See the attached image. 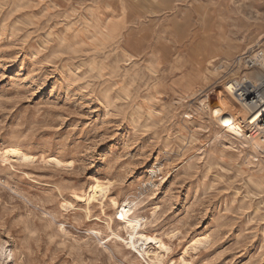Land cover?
<instances>
[{
	"label": "rangeland",
	"instance_id": "374dc122",
	"mask_svg": "<svg viewBox=\"0 0 264 264\" xmlns=\"http://www.w3.org/2000/svg\"><path fill=\"white\" fill-rule=\"evenodd\" d=\"M263 40L264 0H0V264H153L126 197L163 264H264V153L202 108Z\"/></svg>",
	"mask_w": 264,
	"mask_h": 264
},
{
	"label": "bare ground",
	"instance_id": "6f19581e",
	"mask_svg": "<svg viewBox=\"0 0 264 264\" xmlns=\"http://www.w3.org/2000/svg\"><path fill=\"white\" fill-rule=\"evenodd\" d=\"M264 41V40H263ZM264 42L258 41L251 46L247 51L237 58L234 66L243 67V71L238 73V76H232L223 85L225 93L234 99V105L237 110H229L227 107L230 103L217 104L211 106L208 102L202 103V108L205 114L208 115L220 133L224 135V139L232 147L241 149L239 144L244 145L258 156L257 151L264 153ZM263 69L262 74L258 79H249L247 76L250 68ZM220 94V93H219ZM222 95V94H221ZM220 96V95H219ZM226 98V97H225ZM229 99V98H228ZM221 100V99H220ZM204 101V100H203ZM233 102V101H232ZM230 121V123H229ZM208 127V125H207ZM8 157L9 152L3 154ZM261 158L264 156L259 155ZM158 165L160 164L157 161ZM157 169V168H156ZM156 172L153 168L149 169L151 176ZM146 185V184H145ZM130 197H126L118 208V215L123 219V230L127 237H122L120 234L113 233L128 245L135 246L143 256L147 255L153 264H161L164 261L166 254L168 255L171 247L159 238L157 234L149 235L145 232L146 221L140 218H134L132 208L135 205L129 202ZM71 204L68 201L62 203L63 207H69ZM132 212V213H131ZM154 217V213L151 212ZM145 223V224H144ZM144 226V227H143ZM143 227V228H142ZM144 229V230H143ZM208 242L207 235L195 236L188 246L185 248L179 261L172 260L170 264L185 263V256L191 249H196L200 245ZM151 245H154L157 251H151ZM202 249V248H201ZM163 264V263H162Z\"/></svg>",
	"mask_w": 264,
	"mask_h": 264
},
{
	"label": "snow or ice",
	"instance_id": "6c2138e0",
	"mask_svg": "<svg viewBox=\"0 0 264 264\" xmlns=\"http://www.w3.org/2000/svg\"><path fill=\"white\" fill-rule=\"evenodd\" d=\"M229 123H230V121H229Z\"/></svg>",
	"mask_w": 264,
	"mask_h": 264
}]
</instances>
